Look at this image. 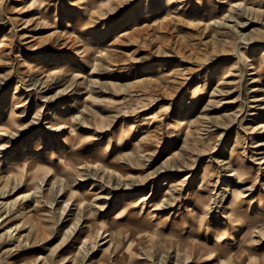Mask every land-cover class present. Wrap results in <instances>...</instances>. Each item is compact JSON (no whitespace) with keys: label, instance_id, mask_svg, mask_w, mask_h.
Returning a JSON list of instances; mask_svg holds the SVG:
<instances>
[{"label":"rangeland","instance_id":"rangeland-1","mask_svg":"<svg viewBox=\"0 0 264 264\" xmlns=\"http://www.w3.org/2000/svg\"><path fill=\"white\" fill-rule=\"evenodd\" d=\"M172 6L0 0V264H264V0Z\"/></svg>","mask_w":264,"mask_h":264},{"label":"bare ground","instance_id":"bare-ground-1","mask_svg":"<svg viewBox=\"0 0 264 264\" xmlns=\"http://www.w3.org/2000/svg\"><path fill=\"white\" fill-rule=\"evenodd\" d=\"M39 3H42L44 0H37ZM155 1H157L158 2V5L159 6H161V7H163V8H165L166 10H174V11H178V10H180L179 8H177V9H172L173 8V6H172V2L174 1V0H155ZM185 1V0H184ZM228 1V0H227ZM230 1V0H229ZM188 2V1H187ZM241 2V1H240ZM239 2V3H240ZM175 3V2H174ZM236 4V3H235ZM146 5V4H145ZM230 5V4H229ZM232 5V4H231ZM251 5V4H250ZM49 6V5H48ZM148 5H146V6H144L146 9H148L149 8V6L147 7ZM177 6V5H176ZM175 6V7H176ZM219 6V5H218ZM234 6V5H233ZM240 6V5H239ZM50 7V6H49ZM229 7V6H228ZM184 8V7H183ZM244 8H245V6H244ZM146 9H144V10H146ZM197 9V8H196ZM256 11V10H255ZM260 11V10H259ZM180 12V11H179ZM246 12V11H245ZM178 14V13H177ZM239 14V13H238ZM133 16V15H132ZM166 18V17H165ZM235 18V17H234ZM172 19V18H171ZM185 19V18H184ZM224 19V18H223ZM165 20V19H164ZM163 20V21H164ZM216 20V19H215ZM211 22H213V21H211ZM216 22H218V21H216ZM220 22V21H219ZM218 22V23H219ZM202 23V22H201ZM206 23V22H205ZM204 23V24H205ZM84 24V23H83ZM87 24V23H86ZM86 24H84L85 26H86ZM127 24V23H126ZM206 24H208V23H206ZM205 24V25H206ZM210 24H212V23H210ZM214 24V23H213ZM212 24V25H213ZM226 24V23H225ZM224 24V25H225ZM143 25V24H142ZM150 25V24H149ZM173 26V25H172ZM222 26V25H221ZM82 27H83V25H82ZM122 27V26H121ZM138 27V26H137ZM162 27V26H161ZM166 27V26H165ZM214 27H216V26H214ZM119 28V27H118ZM145 28V27H144ZM164 28V27H163ZM202 29V28H201ZM144 30V29H143ZM149 30V29H148ZM127 31V30H126ZM130 33V32H129ZM142 33V32H141ZM203 33H205L204 31H203ZM126 34V33H125ZM144 34V33H143ZM34 35V34H33ZM6 36V35H5ZM82 36V35H81ZM123 36H125V35H123ZM79 37V36H78ZM109 37V36H108ZM132 37H133V35H132ZM33 38V37H32ZM111 38V37H110ZM116 38V37H115ZM134 38V37H133ZM35 39V38H34ZM37 39V38H36ZM81 39V38H80ZM83 39V38H82ZM141 39H143L142 37H141ZM99 40V39H98ZM117 40V39H116ZM3 41V40H2ZM5 41V40H4ZM212 41V40H211ZM220 41V40H219ZM83 42V41H82ZM231 42V41H230ZM215 43V42H214ZM234 43V42H233ZM232 43V44H233ZM83 44H84V42H83ZM102 44V43H101ZM210 44V43H209ZM221 44V43H220ZM0 45H1V43H0ZM114 45V44H113ZM231 45V44H230ZM84 46H85V44H84ZM108 46V45H107ZM208 46V45H207ZM227 46V45H226ZM239 46V45H238ZM87 47V46H86ZM101 47H103V46H101ZM261 47H263V46H261ZM85 48V47H84ZM97 48V47H96ZM240 48V47H239ZM246 48V47H245ZM104 49V48H103ZM106 49V48H105ZM225 49V48H224ZM95 50V49H94ZM12 51H13V49H12ZM92 51V50H91ZM118 51V50H117ZM225 51V50H224ZM244 51V50H243ZM2 52V51H1ZM0 52V53H1ZM88 52H90V51H88ZM107 52V51H106ZM229 52H230V50H229ZM239 52V51H238ZM247 52V51H246ZM9 53V52H8ZM79 53V52H78ZM118 53H120V52H118ZM243 53V52H242ZM249 53V52H248ZM256 53V52H255ZM261 53V52H260ZM3 54V53H2ZM76 54V53H75ZM74 54V55H75ZM108 54V53H107ZM110 54V53H109ZM122 54V53H121ZM229 54V53H228ZM231 54V53H230ZM241 54V53H240ZM245 54V53H244ZM250 54V53H249ZM252 54V53H251ZM263 54H264V52H263ZM64 55V54H63ZM73 55V56H74ZM98 55V54H97ZM100 55V54H99ZM133 55V54H132ZM224 55V54H223ZM262 55V54H261ZM76 56V55H75ZM242 56V55H241ZM1 57H3V56H1ZM0 57V58H1ZM91 57V56H90ZM134 57V56H133ZM132 57V58H133ZM243 57V56H242ZM97 58V57H96ZM99 58V57H98ZM104 58H106V56L104 57ZM252 59H254V57L252 56L251 57ZM6 59V58H5ZM93 59V58H92ZM103 59V58H102ZM192 59V58H191ZM49 60V59H48ZM56 60V59H55ZM68 60V59H67ZM94 60H97V59H95L94 58ZM128 60V59H127ZM220 60V59H219ZM246 60H249L248 58L246 59ZM246 60L244 61V62H246ZM257 60V64H256V67H255V69L256 68H259L260 66H264L263 64H264V58L261 56V57H259V58H257L256 59ZM22 61V60H21ZM53 61V60H52ZM62 61V60H61ZM86 61V60H85ZM92 61V60H91ZM90 61V62H91ZM109 62V61H108ZM173 62V61H172ZM238 62V61H237ZM109 63H111V62H109ZM126 63V62H125ZM1 64V63H0ZM96 64V63H95ZM123 64V63H122ZM158 64V63H157ZM169 64V63H168ZM181 63H179V65H180ZM24 65V64H23ZM42 65V64H41ZM94 65V64H93ZM99 65V64H98ZM97 65V66H98ZM112 65V64H111ZM113 65H114V63H113ZM39 66V65H38ZM92 66V65H91ZM95 66V65H94ZM110 66V65H109ZM188 66V65H187ZM186 66V67H187ZM219 66V65H218ZM245 66V65H244ZM255 66V65H254ZM25 67V66H24ZM93 67V66H92ZM148 67V66H147ZM146 67V68H147ZM238 67V66H237ZM250 67V66H249ZM27 68V67H26ZM37 68V67H36ZM145 68V69H146ZM162 65H156V66H151V67H149V68H147L145 71H144V73L142 74L143 75V77L144 78H146L144 81H143V83H147V81H149L150 79H152V78H156L157 79V81L159 82V84L160 85H162V86H164V87H167L170 83H171V76H169V74H163L161 71H162ZM164 68H165V66H164ZM35 71V66L32 64V65H29V71ZM97 70V69H96ZM182 70V69H181ZM190 71H191V69H190ZM195 71V70H194ZM188 72V71H187ZM49 73V72H48ZM162 73V74H161ZM169 73H171V72H169ZM182 73V72H181ZM189 73V72H188ZM187 73V74H188ZM192 73V72H191ZM212 73V72H211ZM36 74V73H35ZM42 74V73H41ZM45 74H47V73H45ZM76 74V73H75ZM79 74V73H78ZM152 74H157V75H155V76H153ZM185 74V73H184ZM228 74V73H227ZM38 75V74H37ZM44 75V74H43ZM43 75H41V76H43ZM82 75V74H81ZM152 75V77H150V76ZM206 75V74H205ZM210 75V74H209ZM215 75V74H214ZM78 76V75H77ZM124 76V75H123ZM139 76V75H138ZM79 77V76H78ZM82 76H80V78H81ZM179 77V76H178ZM34 78V77H33ZM37 78H39V77H37ZM44 78V77H43ZM142 78V77H141ZM181 78V77H180ZM10 79V78H9ZM79 79V78H78ZM115 79V78H114ZM155 79V80H156ZM35 80V79H34ZM38 80V79H37ZM39 80H40V78H39ZM141 80V79H140ZM154 80V81H155ZM177 80V79H176ZM175 80V81H176ZM181 80V79H180ZM192 80V79H191ZM63 81V80H62ZM182 81V80H181ZM187 81V80H186ZM33 82V81H32ZM39 82V81H38ZM55 82V81H54ZM134 81H132V83H133ZM201 82V81H200ZM210 82H212V81H210ZM30 83V82H29ZM41 83V82H40ZM57 83V82H56ZM182 83V82H181ZM50 84V83H49ZM138 84V83H137ZM183 84V83H182ZM197 84V83H196ZM42 85V84H41ZM44 85V84H43ZM179 85V84H178ZM134 86V85H133ZM132 86V87H133ZM207 86V85H206ZM135 87V86H134ZM156 88V87H155ZM189 88V87H188ZM197 89V88H196ZM162 90V89H161ZM145 91V90H144ZM150 91V90H149ZM170 91V90H169ZM162 92V91H161ZM166 92V91H165ZM188 92V91H187ZM148 93V92H147ZM170 93V92H169ZM163 94V93H162ZM185 94H187V93H185ZM141 95V94H140ZM190 95V94H189ZM193 95V94H192ZM191 95V96H192ZM188 96V95H187ZM185 98V97H184ZM190 98V97H189ZM193 98V97H192ZM26 99V98H25ZM27 101V100H26ZM18 102H20V101H18ZM17 103V102H16ZM29 105V104H28ZM19 106V105H18ZM16 107V106H15ZM14 107V108H15ZM12 108V107H11ZM13 108V109H14ZM16 109V108H15ZM182 110V109H181ZM53 112V111H52ZM35 114V113H34ZM182 114V113H181ZM38 115V114H37ZM21 117V116H20ZM66 117V116H65ZM71 117V116H70ZM32 118H34V116L32 117ZM19 119V116L18 115H16L14 112L12 113V114H10V118H9V121H7L6 122V124H5V128H6V132H8V131H14V126H15V124L17 123V120ZM70 120H71V118H70ZM74 120H76V119H74ZM73 121V120H72ZM46 122V121H45ZM259 122V121H258ZM76 123V122H75ZM74 123V124H75ZM30 126V125H29ZM38 127V126H37ZM65 127V126H64ZM69 127V126H68ZM258 127H259V125H258ZM43 128V127H42ZM49 128H50V126H49ZM54 128V127H53ZM57 128V127H56ZM78 128V127H77ZM260 128H261V130H262V132H264V122H262V124L260 125ZM257 129V128H256ZM55 130V129H54ZM58 130V129H57ZM65 130H66V128H65ZM71 130V129H70ZM77 130V129H76ZM81 130V129H80ZM45 131H47V130H45ZM71 133V132H70ZM73 133V132H72ZM3 134V133H2ZM260 134V133H259ZM264 134V133H263ZM2 136V135H1ZM54 136V135H53ZM3 138V137H2ZM75 138H76V136H75ZM74 138V139H75ZM96 139V138H95ZM146 139H147V136H145V137H143V140H145L146 141ZM34 140V139H33ZM97 140V139H96ZM143 140H141V141H143ZM144 141V142H145ZM139 144V143H138ZM24 145V144H23ZM105 145V144H104ZM31 146V145H30ZM140 146V145H139ZM138 146V147H139ZM27 147H28V144H27ZM32 147V146H31ZM59 147V146H58ZM70 147H71V145H70ZM127 148V147H126ZM25 149V148H24ZM27 149V148H26ZM38 149H39V145H37L36 144V146H33V148H32V150H33V152H35V153H38L39 151H38ZM90 149V148H89ZM127 149H125V151H126ZM146 150H148L146 147H140V149L138 150V155L140 156V153L141 152H144V151H146ZM24 151V150H23ZM30 151V150H29ZM22 152V151H21ZM31 153V152H30ZM91 153V152H90ZM129 153V152H128ZM132 155H136L135 154V152L134 151H132ZM83 154V153H82ZM124 155H126V154H124ZM130 155V154H129ZM151 155V154H150ZM180 156H181V154H179ZM12 156V155H11ZM24 156V155H23ZM131 156V155H130ZM147 156V155H146ZM171 157V156H170ZM6 158V157H5ZM12 158H14V157H12ZM127 158V157H126ZM139 158V157H138ZM129 159V158H128ZM44 160H46V159H44ZM132 160V159H131ZM136 160V159H135ZM187 160V159H186ZM185 160V161H186ZM239 160V159H238ZM241 160V159H240ZM48 161V160H47ZM95 161V160H94ZM93 161V162H94ZM134 161V160H133ZM173 161H177V160H173ZM183 161V160H182ZM244 161V160H243ZM263 161V160H262ZM8 162V161H7ZM52 162V161H51ZM55 162V161H54ZM57 162V161H56ZM85 162V161H84ZM126 162V161H125ZM188 162V161H187ZM53 163V162H52ZM123 163V162H122ZM132 163V162H131ZM130 163V164H131ZM178 163V162H177ZM264 163V162H263ZM46 164H48V163H46ZM134 164H136V163H134ZM230 164V163H229ZM236 164V163H235ZM238 164V163H237ZM261 164V163H260ZM50 165V164H49ZM63 165V164H62ZM85 165H87V164H85ZM52 166V165H51ZM57 166H59V165H57ZM98 166V165H97ZM178 166V165H177ZM54 167V166H53ZM236 167V166H235ZM240 167V166H239ZM243 167V166H242ZM82 168V167H81ZM96 168V167H95ZM99 168V167H98ZM184 168V167H183ZM56 169V168H55ZM185 169V168H184ZM110 170V169H109ZM175 170V169H174ZM177 170V169H176ZM188 170V169H187ZM112 171V170H111ZM199 172V171H198ZM109 173H111V172H109ZM115 175V174H114ZM119 175V174H118ZM241 175H244V172H240L239 173V176H241ZM128 176V175H127ZM130 176V175H129ZM128 176V177H129ZM134 177V176H133ZM186 177V176H185ZM231 177V176H230ZM125 178V177H124ZM191 178V177H190ZM205 176H202L201 177V180L202 181H204L205 180ZM53 180V179H52ZM208 180V179H207ZM144 181V180H143ZM213 181V180H212ZM216 182H217V180H216ZM8 183V182H7ZM206 183V182H205ZM127 184V183H126ZM217 184V183H216ZM215 184V185H216ZM206 186V185H205ZM37 187H39V186H37ZM32 189V188H31ZM31 189H29L30 191H31ZM127 189V188H126ZM131 189V188H130ZM151 189V188H150ZM198 190V189H197ZM211 190V189H210ZM241 190V189H240ZM243 190V189H242ZM4 191V190H3ZM200 191V190H199ZM206 191V190H205ZM208 191V190H207ZM36 192V191H35ZM170 192V191H169ZM198 192V191H197ZM209 192V191H208ZM220 192V191H219ZM218 192V193H219ZM261 192H263V191H261ZM127 193V192H126ZM147 193V192H146ZM171 193V192H170ZM239 193V192H238ZM30 194V192H25V194H23V195H19V196H17V200H25V199H29V197H28V195ZM141 194V193H140ZM242 193H239V195H241ZM36 195V194H35ZM163 195V194H162ZM4 196V195H3ZM128 196V195H127ZM146 195H143V196H140V197H136V199H135V202L137 203V204H141V206H142V208L144 207V205L146 206V204H147V202L149 201V199L147 198V196L145 197ZM208 196V195H207ZM210 196V195H209ZM16 197V196H15ZM40 197V196H39ZM135 197V196H134ZM166 197V196H165ZM246 197V196H245ZM126 198V197H125ZM129 198H131V197H127L126 199H129ZM211 198V197H210ZM210 198L209 199H206V197L205 196H203V195H200V194H196L195 195V197H194V199L195 200H198V202H199V204L200 203H202L201 205H202V208H199V206H198V211H196L195 212V214L194 215H199L200 216V218H201V220H203V215L204 214H206L205 213V211L207 210V207H208V205H209V200H210ZM16 199V198H15ZM31 199V198H30ZM35 199V198H34ZM7 200V199H6ZM222 200V199H221ZM227 200V199H226ZM232 200H234V197L232 198ZM231 200V202H230V204L229 205H227V207H225V210H226V213H225V215H222L223 216V218H226V219H228L227 220V222H220L219 220H217V219H215V222H213V223H215L218 227H220L219 228V232H220V234L219 235H217V236H215L216 238H215V240H214V248H215V246L216 247H221V248H231V244L228 242V237H227V235H228V233L230 232V235H234V233H235V230H238V229H240V228H242L243 226L241 225L242 224V222H241V215H240V212L239 211H237L238 210V208H235V207H231L233 204V201ZM156 201V200H155ZM10 202V201H9ZM4 203V202H3ZM18 203V202H17ZM83 203V202H82ZM13 204V203H12ZM15 204V203H14ZM81 204V203H80ZM79 204V205H80ZM85 204V203H84ZM120 204V203H119ZM135 204V203H134ZM176 204V203H175ZM186 204V203H185ZM239 204V203H238ZM87 205V204H86ZM1 206V205H0ZM34 206V205H33ZM139 206V205H138ZM140 206V207H141ZM183 206V205H182ZM2 207H3V205H2ZM6 207V206H5ZM125 207H126V205H125ZM148 207V206H147ZM168 207V206H167ZM175 207V206H174ZM127 208V207H126ZM3 209V208H2ZM10 209V208H9ZM24 209V208H23ZM33 209V208H32ZM31 209V210H32ZM38 209V208H37ZM141 209V208H140ZM148 209H149V207H148ZM150 209H151V207H150ZM158 208H156L155 206L152 208V211H154V210H157ZM209 209V208H208ZM215 209H217V208H215ZM263 208L262 207H260L258 210L259 211H261ZM13 210V209H12ZM15 210V209H14ZM84 210V209H83ZM142 210V209H141ZM4 211V210H3ZM10 211V210H9ZM8 211V212H9ZM32 212V211H31ZM80 212H81V210H80ZM21 213V212H20ZM150 213V212H149ZM152 213V212H151ZM201 214V215H200ZM23 215V214H22ZM173 215V214H172ZM150 219H152V218H150ZM177 219V218H176ZM183 221H184V219H183ZM182 224H183V222H182ZM181 224V225H182ZM193 225V224H192ZM222 226H225V227H222ZM177 227V226H176ZM182 227V226H181ZM156 228V227H155ZM38 229V228H37ZM212 229V228H211ZM255 229L256 228H254V232H255ZM152 230H154V229H152ZM166 230H168V229H166ZM190 230H192V229H190ZM194 230V229H193ZM259 230L260 231H262V228L260 229V228H258V232H259ZM102 232V231H101ZM256 233V232H255ZM260 233H262V232H260ZM195 234V233H194ZM201 234V233H200ZM259 234V233H258ZM168 235H170V234H168ZM175 235V234H174ZM252 235V234H251ZM256 236H257V234H256ZM169 237V236H168ZM172 237V236H171ZM197 238V237H196ZM167 239V238H166ZM173 239V238H172ZM204 241V240H203ZM212 242V241H211ZM86 243V242H85ZM82 244H83V242H82ZM86 245V244H85ZM209 245V244H208ZM113 246V245H112ZM114 246H115V244H114ZM197 248V247H196ZM182 249V248H181ZM198 250V249H197ZM179 253V252H178ZM185 253V252H184ZM231 256H233V255H231ZM261 259V258H260ZM190 260V259H189ZM255 260V259H254ZM235 261V260H234Z\"/></svg>","mask_w":264,"mask_h":264}]
</instances>
